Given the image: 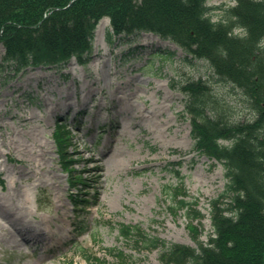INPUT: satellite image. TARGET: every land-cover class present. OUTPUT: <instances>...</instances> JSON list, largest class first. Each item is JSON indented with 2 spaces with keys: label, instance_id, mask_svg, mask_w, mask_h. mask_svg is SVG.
<instances>
[{
  "label": "rangeland",
  "instance_id": "rangeland-1",
  "mask_svg": "<svg viewBox=\"0 0 264 264\" xmlns=\"http://www.w3.org/2000/svg\"><path fill=\"white\" fill-rule=\"evenodd\" d=\"M207 5L217 21L235 1ZM121 39L104 18L88 65L73 59L62 69L30 67L0 77V220L12 231L0 239V264H121L109 249L122 250L128 264H159L158 250L122 238L119 227L138 225L195 246L185 211L168 209L176 185L199 201L201 239L212 232L209 201L225 190V168L194 150L180 88L202 79L232 106V119H246V110L231 85L214 81L207 61L186 58L152 33ZM3 54L0 44V63ZM113 120L121 126L111 127ZM64 121L76 169L90 187L82 188L80 199L88 202L78 209L54 140Z\"/></svg>",
  "mask_w": 264,
  "mask_h": 264
},
{
  "label": "trees",
  "instance_id": "trees-1",
  "mask_svg": "<svg viewBox=\"0 0 264 264\" xmlns=\"http://www.w3.org/2000/svg\"><path fill=\"white\" fill-rule=\"evenodd\" d=\"M71 1L0 0V76L16 77L29 67L62 68L73 58L87 65L96 28L108 17L114 34L125 42L149 32L181 47L186 58L207 61L215 80L239 88L260 112L264 0H235L217 21L207 0H74L69 5ZM180 90L187 96L195 150L221 162L228 179L225 191L209 201L213 231L206 242L200 238L194 222L200 223L204 214L198 201L187 199L190 195L175 186L168 208L175 215L185 210L195 247L168 243L139 226L121 225L120 234L147 250H159L160 264H264V117L263 124L232 119V106L202 79L188 81ZM54 138L70 184L76 186L83 179L72 168L66 123H58ZM123 255L118 251L126 264Z\"/></svg>",
  "mask_w": 264,
  "mask_h": 264
},
{
  "label": "bare ground",
  "instance_id": "bare-ground-1",
  "mask_svg": "<svg viewBox=\"0 0 264 264\" xmlns=\"http://www.w3.org/2000/svg\"><path fill=\"white\" fill-rule=\"evenodd\" d=\"M4 205H5V207H7V202ZM4 212H7V209ZM38 230H39V233H38L39 236H44V235L47 234V232H45L44 230H41V229H38ZM11 234H12V231H10L7 228V226L0 220V239L1 238H6L7 239V237L11 236ZM5 235L7 237H5Z\"/></svg>",
  "mask_w": 264,
  "mask_h": 264
},
{
  "label": "flooded vegetation",
  "instance_id": "flooded-vegetation-1",
  "mask_svg": "<svg viewBox=\"0 0 264 264\" xmlns=\"http://www.w3.org/2000/svg\"><path fill=\"white\" fill-rule=\"evenodd\" d=\"M247 100H248V98H247ZM251 106H253V104H251L250 106L248 105V107L250 108L249 110H251V116H252L253 122L256 120H260V123L263 124L262 123V117H264V103L261 102V105L259 106L262 109L261 113L259 112V110L255 109V108H251ZM263 129H264V127H263Z\"/></svg>",
  "mask_w": 264,
  "mask_h": 264
}]
</instances>
